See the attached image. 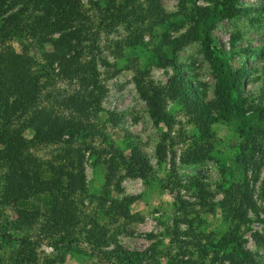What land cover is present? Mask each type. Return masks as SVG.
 Wrapping results in <instances>:
<instances>
[{
	"label": "rangeland",
	"instance_id": "obj_1",
	"mask_svg": "<svg viewBox=\"0 0 264 264\" xmlns=\"http://www.w3.org/2000/svg\"><path fill=\"white\" fill-rule=\"evenodd\" d=\"M73 2L82 24L75 27L80 28L79 41L71 42L69 55L78 53L77 64L65 73L59 71V63L49 66L56 33L42 44L33 42L26 48L34 67L46 73L41 81L43 91L52 97H48V105L79 88L76 78L69 81L64 77L66 72H75L73 68L86 71L85 81L95 80L92 94L98 98L97 105L94 101L85 105L78 118L80 130L68 144L79 151L84 184V192L75 201L78 219L73 243L60 245L57 237L45 235L39 225L18 228L12 209L0 202V264H13L23 238L31 240L35 264H127L116 247L144 255L141 259L133 256L132 264H231L225 258L234 253L232 247L219 245L229 236L263 264L264 134L251 131L250 126H264L254 119L253 112L255 107H264V96H260L264 83V0H237L235 6L240 11L218 21L209 32L214 54L226 52L230 67L243 69L241 98L234 109L209 106L217 104L215 80L198 38L174 51V66L157 64V55L169 58L172 46L193 27L194 7L212 9L216 0H158L163 21L146 13L144 0ZM19 8L21 5L7 0L4 16ZM131 34L137 36V42L126 45L124 40ZM21 48L12 41L0 45V52L20 55ZM177 73L189 84L194 99L187 105L183 96L176 100L165 97L171 141L163 142L164 157L159 161L155 148L167 127L152 123L135 83L166 90ZM206 110L209 115L201 114ZM23 136L31 138L32 131ZM66 146L60 141L32 147L28 152L40 162L69 170L76 154L66 155ZM243 146L251 159L241 164ZM133 147L150 167L145 180L126 174L125 161L120 159L121 155L126 160ZM202 149L207 154L201 153ZM190 150L194 153L186 157ZM110 167L114 173L107 183ZM2 175L0 171V192ZM61 181L65 183L66 178ZM194 183L202 185L203 200L197 196ZM237 184L242 187L237 189ZM244 194L254 205L255 214L243 202ZM176 196L183 201L180 210ZM130 197L134 201L128 205V213L133 219L114 220L108 211L110 200ZM40 201L33 200V207L42 206ZM93 222L106 237L104 244L95 247L86 241Z\"/></svg>",
	"mask_w": 264,
	"mask_h": 264
},
{
	"label": "trees",
	"instance_id": "obj_2",
	"mask_svg": "<svg viewBox=\"0 0 264 264\" xmlns=\"http://www.w3.org/2000/svg\"><path fill=\"white\" fill-rule=\"evenodd\" d=\"M144 1L147 5L146 13L163 21L164 17H159L161 12L158 0ZM216 1V7L212 9L194 7L193 27L187 36L172 46L169 58L162 53L157 55V64L159 66L169 64L174 66V51L191 39L198 38L203 54L211 64L212 76L215 80L214 91L217 104L211 103L209 106L212 105L214 108L224 106L228 109L233 107L234 109L237 106V99L241 98L240 79L243 69H232L226 52L217 51L214 54L215 52L211 49L209 32L218 21L231 18L240 10L235 6L237 0ZM6 3L7 0H0V45L15 41L22 46V53L17 55L13 51L0 52V171L3 173L0 202L12 209L18 228L21 226V228L32 229L39 225L41 230L45 231V235L50 238L57 237V243L69 247L73 243L74 229L78 219L75 201L84 192V184L81 162L78 157L80 156L79 151L72 149L68 144L80 130L78 118L82 115L85 105L93 101V104L97 105L98 98L92 94L95 80L88 78L85 81L83 77L86 71L73 68L75 72H66L64 77H67L69 81L76 78L79 88L67 96L54 99L52 106L48 105L46 101L51 96L43 91V81H41L46 73L42 68L34 67L35 63L26 54V48L29 43L42 44L49 36L56 33L57 38L51 42L52 57L48 58V63L49 66L59 63V71L65 73L64 70L77 64L79 59L77 52L69 55L73 46L71 42L79 41L80 28L76 29L75 27L76 25L82 26L79 21L80 12L73 0H13V4L21 5V8L4 16ZM27 9L30 10L28 14ZM137 39L135 34H131L124 41L126 45H133ZM176 75L169 80L166 90L140 81L135 83L137 95L146 104L152 123L154 125L163 124L167 127V133L161 136L155 148V154L159 161H162L164 157L165 145L163 142L166 139L171 141L168 136L169 117L164 110L165 97L176 100L183 96L187 105H189L190 99H194L189 84L181 74L177 73ZM260 96H264V83L261 86ZM198 104L201 107H207L205 104ZM253 112L257 122H264V107H255ZM209 113L210 111L206 110L201 114L207 116ZM252 119L253 117H250L251 121ZM250 127L251 131L264 134V126ZM27 130L32 131L31 138L23 136ZM64 138L65 140H63ZM60 141L67 145L66 155L72 151L76 154V161L70 162L69 170L63 165L54 166L51 163L40 162L28 152L32 147L41 144H57ZM243 147L242 159L239 162L241 164L247 163L251 159L245 155L246 146ZM191 151L187 152L186 157L194 153ZM200 152L207 154L203 149ZM120 159L125 161L126 174L142 180L148 177L150 167L136 147L130 149L126 160L121 155ZM109 169L107 183L111 181L114 173L111 167ZM62 177L66 178L65 183L61 181ZM193 186L198 188L196 189L197 196L203 200L205 193L202 191V185L194 183ZM235 187L238 189L242 186L237 184ZM42 197L49 198L44 200ZM243 197L245 198L243 202L255 214V207L249 196L244 194ZM38 199L42 200L40 201L42 206L33 207V200ZM175 200L179 204V210L182 209L183 201L179 200L177 196ZM133 201V197L124 198L121 201L110 200L108 211L112 212L114 220L122 218L124 221H129L133 218L128 213V205ZM3 237L10 239L9 235ZM254 237L255 239L259 238L256 235ZM105 240V233L101 231L96 222H93L86 241L95 247L104 244ZM56 242H54L55 246ZM220 244L232 247L234 253L225 258L231 264H261L242 247L235 237L229 236ZM116 251L127 264L133 263L131 259L133 256L140 259L144 257L138 253L126 252L119 247H116ZM35 262L31 240L23 238L13 264H35Z\"/></svg>",
	"mask_w": 264,
	"mask_h": 264
}]
</instances>
